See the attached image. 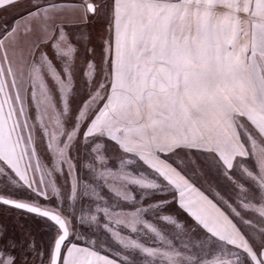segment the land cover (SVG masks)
<instances>
[{"label":"snow or ice","instance_id":"obj_1","mask_svg":"<svg viewBox=\"0 0 264 264\" xmlns=\"http://www.w3.org/2000/svg\"><path fill=\"white\" fill-rule=\"evenodd\" d=\"M0 264H264V0H0Z\"/></svg>","mask_w":264,"mask_h":264},{"label":"crops","instance_id":"obj_2","mask_svg":"<svg viewBox=\"0 0 264 264\" xmlns=\"http://www.w3.org/2000/svg\"><path fill=\"white\" fill-rule=\"evenodd\" d=\"M11 15H12L11 13L8 14V18H9V19L11 18Z\"/></svg>","mask_w":264,"mask_h":264},{"label":"rangeland","instance_id":"obj_3","mask_svg":"<svg viewBox=\"0 0 264 264\" xmlns=\"http://www.w3.org/2000/svg\"><path fill=\"white\" fill-rule=\"evenodd\" d=\"M6 222V221H5ZM29 223H31V222H29Z\"/></svg>","mask_w":264,"mask_h":264}]
</instances>
